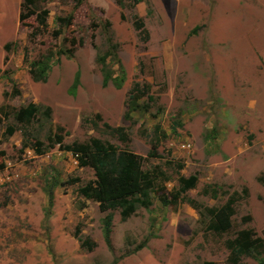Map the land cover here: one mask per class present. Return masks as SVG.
<instances>
[{
    "label": "rangeland",
    "instance_id": "rangeland-1",
    "mask_svg": "<svg viewBox=\"0 0 264 264\" xmlns=\"http://www.w3.org/2000/svg\"><path fill=\"white\" fill-rule=\"evenodd\" d=\"M20 3L0 0V264H227L239 230L264 243V0H35L47 10L38 29ZM59 49L34 81L32 63ZM136 83L147 93L126 116ZM31 102L36 117L17 122ZM92 138L156 174L150 203L126 219L78 191L95 174L66 146ZM228 203L231 227L216 230L208 208ZM238 264H264V248Z\"/></svg>",
    "mask_w": 264,
    "mask_h": 264
},
{
    "label": "trees",
    "instance_id": "trees-1",
    "mask_svg": "<svg viewBox=\"0 0 264 264\" xmlns=\"http://www.w3.org/2000/svg\"><path fill=\"white\" fill-rule=\"evenodd\" d=\"M139 2L142 0H134ZM35 0H21L19 10V20L22 21L30 14L35 15L37 21V29L39 27L46 26L47 10L32 9ZM65 19V20H64ZM72 16L69 14L66 18L58 17L60 25L71 24ZM108 25V22H106ZM137 28L142 27L141 22H136ZM59 32L55 31V34ZM109 48H113L114 45L110 43V38L107 37ZM9 44H5L7 49ZM111 49L107 54L100 56L98 61L103 63L107 55H109ZM60 49L55 53L50 52L45 59L32 63L33 67L29 68V73L34 81L44 82L47 77V71L50 67L49 61L55 57V60H59ZM114 57L117 58L115 51L112 52ZM119 64V59H117ZM112 79V72L109 69L102 68V83L106 85L107 82ZM77 75L75 77L72 88L75 89L77 85ZM136 89V90H135ZM146 91L140 90L138 84L134 85L128 93L127 111L125 115H129V110H135L142 106L138 103V99L145 95ZM151 98L150 96L147 97ZM145 105V104H144ZM145 109L147 106L144 107ZM39 106L35 103H28L26 106L20 107L14 110L13 117L19 123L28 124L36 117ZM44 114L46 117L50 115V108L45 107ZM3 113V107L0 108V119ZM13 128L9 127L8 132L12 133ZM116 133H120L122 138L126 139V135L122 132V127L114 129ZM62 137L57 135L55 142H61ZM66 149L73 152L76 155L79 166H89L93 169L95 179L89 181L85 185L79 188V193L91 200L98 202L99 209L106 211L108 209H119L122 219H126L133 213L135 206L141 204L146 206L150 203V195L152 194L154 187V178L156 174L148 170H143L141 164L145 159L144 156L136 154L125 148H118L110 143H106L98 138H92L88 142L74 143L70 146H66ZM37 153H42L43 150L37 148ZM156 146L153 145L150 151V155L154 156ZM158 173V172H156ZM197 177L191 175L189 177H179L181 184L180 190L193 188L196 184ZM215 196V194H214ZM174 197V196H173ZM175 196L174 198H176ZM163 203H167L169 198L164 195L160 198ZM212 215V224L216 230L226 231L231 227V213L232 208L230 204H224L218 208H208ZM111 226V215L107 214L103 220V235L107 245H109V233ZM247 230H239L236 235L226 241V247L228 249V255L226 259L227 264H238L241 255H255L261 253L264 248L263 239L260 237H249ZM84 242V241H83ZM85 243V242H84ZM92 245V244H91ZM91 246L88 245V248ZM203 264H215L213 261H204Z\"/></svg>",
    "mask_w": 264,
    "mask_h": 264
},
{
    "label": "crops",
    "instance_id": "crops-1",
    "mask_svg": "<svg viewBox=\"0 0 264 264\" xmlns=\"http://www.w3.org/2000/svg\"><path fill=\"white\" fill-rule=\"evenodd\" d=\"M18 1H19V0H16V4H18ZM2 10H3V7H2V5L0 4V13H1Z\"/></svg>",
    "mask_w": 264,
    "mask_h": 264
}]
</instances>
